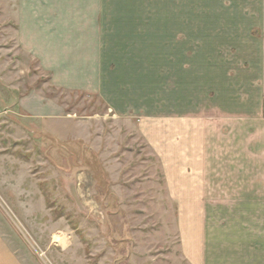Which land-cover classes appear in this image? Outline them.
I'll return each mask as SVG.
<instances>
[{"label":"rangeland","instance_id":"374dc122","mask_svg":"<svg viewBox=\"0 0 264 264\" xmlns=\"http://www.w3.org/2000/svg\"><path fill=\"white\" fill-rule=\"evenodd\" d=\"M14 3L0 0V264H187L183 200L136 128L176 114L204 118L192 128L224 259L264 264V0H112L126 116L51 84L17 43ZM27 96L59 109L36 117Z\"/></svg>","mask_w":264,"mask_h":264},{"label":"crops","instance_id":"0c3cea01","mask_svg":"<svg viewBox=\"0 0 264 264\" xmlns=\"http://www.w3.org/2000/svg\"><path fill=\"white\" fill-rule=\"evenodd\" d=\"M14 2L17 43L46 71L51 84L84 94L102 95L110 111L126 116V112L121 111L126 107L124 101H117L115 96L123 93L126 86L110 80L117 67L113 63V49L109 46L122 44L115 41L112 30L116 26L114 22L117 24L123 17L114 13L112 0ZM133 24L132 27L137 29L138 22ZM104 70L108 71L109 79L102 78ZM18 106L40 118H51L59 109L53 101H43L37 96L21 97ZM202 119V122L199 118L194 120L191 115H147L138 118L136 128L162 162L171 198L183 200L184 206L181 205L177 220L184 261L187 264H234L232 258L224 259L220 251L223 244L219 236L223 230L214 220L210 223L203 201L207 198L204 191L206 150L201 149V138L198 141L192 128L197 120L204 126ZM240 259L235 264H241ZM243 260L247 264L249 259Z\"/></svg>","mask_w":264,"mask_h":264}]
</instances>
